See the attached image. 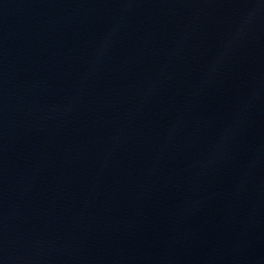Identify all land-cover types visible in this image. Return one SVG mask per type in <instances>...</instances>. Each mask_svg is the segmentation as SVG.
<instances>
[{"label":"water","instance_id":"1","mask_svg":"<svg viewBox=\"0 0 264 264\" xmlns=\"http://www.w3.org/2000/svg\"><path fill=\"white\" fill-rule=\"evenodd\" d=\"M0 264H264V0H0Z\"/></svg>","mask_w":264,"mask_h":264},{"label":"clouds","instance_id":"2","mask_svg":"<svg viewBox=\"0 0 264 264\" xmlns=\"http://www.w3.org/2000/svg\"><path fill=\"white\" fill-rule=\"evenodd\" d=\"M247 24V21H245V25ZM243 27L244 25L241 26V30L240 31H243ZM239 35V33H237V36Z\"/></svg>","mask_w":264,"mask_h":264}]
</instances>
